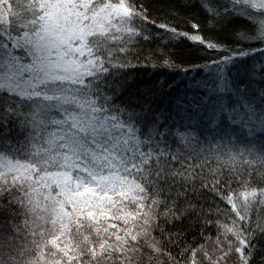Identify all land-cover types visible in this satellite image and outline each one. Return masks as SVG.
Instances as JSON below:
<instances>
[{
    "label": "snow or ice",
    "instance_id": "1",
    "mask_svg": "<svg viewBox=\"0 0 264 264\" xmlns=\"http://www.w3.org/2000/svg\"><path fill=\"white\" fill-rule=\"evenodd\" d=\"M0 264H264V0H0Z\"/></svg>",
    "mask_w": 264,
    "mask_h": 264
},
{
    "label": "trees",
    "instance_id": "2",
    "mask_svg": "<svg viewBox=\"0 0 264 264\" xmlns=\"http://www.w3.org/2000/svg\"><path fill=\"white\" fill-rule=\"evenodd\" d=\"M150 71H151V69L146 70V71H143V75H144L145 77H147ZM137 74H139V73H137ZM188 240H189V242H191V240H192V235H189V236H188Z\"/></svg>",
    "mask_w": 264,
    "mask_h": 264
}]
</instances>
